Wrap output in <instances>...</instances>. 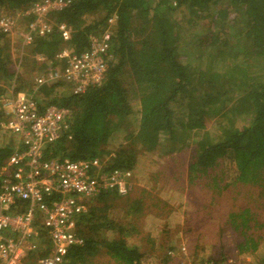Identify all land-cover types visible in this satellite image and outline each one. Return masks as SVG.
<instances>
[{
	"label": "trees",
	"instance_id": "1",
	"mask_svg": "<svg viewBox=\"0 0 264 264\" xmlns=\"http://www.w3.org/2000/svg\"><path fill=\"white\" fill-rule=\"evenodd\" d=\"M38 1L0 0V17L16 15L26 25L33 16L24 13ZM111 18V56L102 83L80 95L47 87L35 94L32 77L54 64L64 47L85 50L88 37L105 30ZM47 20L53 31L24 45L27 51L16 63L7 53L9 36L0 33V96L8 95V88L25 87L43 105L71 111L68 129L47 148L49 157L108 160L103 163L109 169L132 171L138 152H188L187 185L181 191L192 192L193 209L227 217L235 228L239 223L264 231L263 198L247 194L253 187L264 191V0H69ZM60 23L70 28L68 39L57 30ZM218 47L225 49L211 52ZM26 61L30 69L20 71ZM15 141L0 129V164ZM196 180L207 191H198ZM239 194L242 198L234 202ZM243 197L250 199L243 202ZM118 198L106 192L85 203L76 221L84 243L70 249L62 264H95L100 256L116 264H143V253L127 243L137 233L140 200L126 210L139 217H125L127 222L119 224L110 217ZM221 202L225 216L219 214ZM263 231L261 236L243 232L238 253H256L264 243ZM209 260L225 263L223 256ZM257 264H264V256Z\"/></svg>",
	"mask_w": 264,
	"mask_h": 264
},
{
	"label": "built area",
	"instance_id": "2",
	"mask_svg": "<svg viewBox=\"0 0 264 264\" xmlns=\"http://www.w3.org/2000/svg\"><path fill=\"white\" fill-rule=\"evenodd\" d=\"M69 0H41L30 6L24 15H32L26 25L17 16L0 17V33L17 37L22 45H30L35 36L50 34L54 27L47 20L50 12L59 11ZM115 18L107 22L101 33L88 37L87 48L80 53L64 47L41 74L34 75L35 94L40 87L67 85L73 95L83 94L99 86L107 72L109 45ZM21 26V27H20ZM62 38L70 37V28L57 25ZM43 63L44 58L37 57ZM17 69V68H16ZM10 90V91H9ZM10 96L2 100L0 129L16 138L12 152L0 164V207L15 208L16 201L25 204L23 212L0 213V264H20L21 259L35 250V239L43 236L50 242L51 253L41 257L38 264H62L73 247L83 245L76 231L77 218L85 203L95 196L114 192L123 197L134 186L132 171L109 169L98 159L69 160L51 158L47 148L68 129L71 111L65 107L43 105L26 90L9 89ZM38 215L42 219L37 223ZM167 256L176 264H213L209 259H196L187 245L170 249Z\"/></svg>",
	"mask_w": 264,
	"mask_h": 264
},
{
	"label": "rangeland",
	"instance_id": "3",
	"mask_svg": "<svg viewBox=\"0 0 264 264\" xmlns=\"http://www.w3.org/2000/svg\"><path fill=\"white\" fill-rule=\"evenodd\" d=\"M98 16L101 17L102 14ZM7 41L9 45L7 53L10 59L16 63L19 57L23 55L21 51L25 53L27 47L21 45L15 36L8 37ZM218 48H213L211 52L216 55L220 50L225 49L223 47ZM188 62L192 65L191 60ZM218 63H220L219 60L216 61V64ZM28 69H30V61H26L20 71H28ZM24 88L22 87L23 90ZM25 90L27 91V89ZM64 90L71 92L67 85L53 87L54 93ZM10 94L8 91V95H3L0 98H9ZM37 96L40 97V94ZM210 118L212 121L214 120L213 117ZM126 141L124 139L121 143L125 144ZM189 155L188 152H185L184 155L177 154V152L172 153V155L161 154L159 150H152L144 154L138 152L136 165L132 170L134 172L133 189L129 195L123 198L119 197L111 204L110 217L119 224L127 222L125 217H139V214L137 216L127 215L126 210L134 203L133 201L140 200L143 213L140 218L135 219L138 221L136 224L137 233L128 238L127 243L137 246L143 253V264H176L174 259L168 256L166 259L165 256L168 250L177 249L183 243L187 245L189 253L195 260L223 256L224 264H257V258L264 256V243L260 244L261 246L256 253L251 254L248 251L239 254L238 245L243 242V232L246 231V235L253 232L256 236H261L260 232L263 229L249 231L250 228H244V230L239 223L238 227L235 228L228 224L227 217H217V215H208L207 213L201 214L193 209L192 192L189 189L181 191V188H185L187 185L186 170ZM182 169L183 171H181ZM157 177L160 179L159 182L155 180ZM164 177H166L165 180ZM195 183L197 185L200 183L198 191H207V189L202 188L201 180H196ZM263 192H259L256 187L247 189L250 198H257L260 195L259 198H263L262 204H264ZM190 195L191 197H189ZM203 195L202 193V197H204ZM241 198L242 195L239 194L235 197L234 202ZM243 198V202L250 199ZM203 199L201 201H204ZM221 207L219 214L225 216L226 209L222 202ZM259 213L264 217V205L261 206ZM199 215L201 216L198 217ZM247 226L251 227L250 225ZM97 262L116 264L106 256L99 257Z\"/></svg>",
	"mask_w": 264,
	"mask_h": 264
},
{
	"label": "crops",
	"instance_id": "4",
	"mask_svg": "<svg viewBox=\"0 0 264 264\" xmlns=\"http://www.w3.org/2000/svg\"><path fill=\"white\" fill-rule=\"evenodd\" d=\"M37 58V57H36ZM11 89V88H8V90ZM7 90V91H8ZM10 91V90H9ZM21 91V90H20ZM1 97V96H0ZM2 98H0V112L5 110L6 108L2 107ZM120 197V196H119ZM123 197H126V196H123ZM25 203L22 202V201H16L15 203V208H11V207H8L9 209H11L13 212L11 213H14V212H23L25 210ZM4 209V208H2ZM2 209L0 207V213H2ZM39 217L37 218V223H39L42 219V216L38 215ZM43 231L41 232V237H39V239H35L34 241V244H35V250L33 251H29L22 259H21V262L20 264H38V261L41 257H44V256H47L51 253V247H50V242L48 241V239L46 237L43 236ZM83 243H84V239H83ZM133 246V245H131ZM80 247V246H78ZM74 248V247H73ZM72 249V248H71ZM102 257V256H100ZM99 257H97L95 259V264H102V263H99L97 262V259Z\"/></svg>",
	"mask_w": 264,
	"mask_h": 264
}]
</instances>
